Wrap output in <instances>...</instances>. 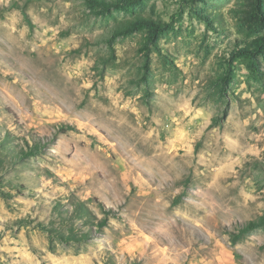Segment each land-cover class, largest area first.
I'll use <instances>...</instances> for the list:
<instances>
[{"label":"rangeland","instance_id":"obj_1","mask_svg":"<svg viewBox=\"0 0 264 264\" xmlns=\"http://www.w3.org/2000/svg\"><path fill=\"white\" fill-rule=\"evenodd\" d=\"M96 1L0 0V264H264V0Z\"/></svg>","mask_w":264,"mask_h":264},{"label":"trees","instance_id":"obj_2","mask_svg":"<svg viewBox=\"0 0 264 264\" xmlns=\"http://www.w3.org/2000/svg\"><path fill=\"white\" fill-rule=\"evenodd\" d=\"M88 1H91L92 3H94V5H98V6H104L100 3H97L96 0H88ZM105 7V6H104ZM137 28H134V30H136ZM132 30H129L128 32H131ZM35 154H30V153H25L24 154V158H28L30 156H34ZM80 206V205H79ZM75 213L79 214L81 213L84 217L87 216V213L85 212V209L84 207L80 206V207H76L75 209ZM77 217H80V216H77ZM106 225V222L105 220L104 221H101L99 222L98 224V228H103L104 226ZM260 227H264V216L260 217L256 222H249L247 223L243 228L240 229V231L238 232V234L234 237L235 240L237 239H240V237H242L243 235L253 231V230H256Z\"/></svg>","mask_w":264,"mask_h":264}]
</instances>
